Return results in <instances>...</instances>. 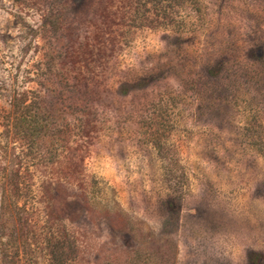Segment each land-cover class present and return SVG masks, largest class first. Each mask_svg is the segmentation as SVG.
<instances>
[{
    "label": "rangeland",
    "instance_id": "rangeland-1",
    "mask_svg": "<svg viewBox=\"0 0 264 264\" xmlns=\"http://www.w3.org/2000/svg\"><path fill=\"white\" fill-rule=\"evenodd\" d=\"M75 148L175 264H264V0H0V264H55L51 200L70 264L126 244L43 172Z\"/></svg>",
    "mask_w": 264,
    "mask_h": 264
},
{
    "label": "trees",
    "instance_id": "trees-1",
    "mask_svg": "<svg viewBox=\"0 0 264 264\" xmlns=\"http://www.w3.org/2000/svg\"><path fill=\"white\" fill-rule=\"evenodd\" d=\"M105 17L106 20L110 19L108 13ZM57 18L56 15L49 17L50 21L51 19L56 20ZM86 107L87 105L85 104L75 106L80 112L85 111ZM23 127V123L20 121L15 122L13 125L14 131L18 134H20ZM31 132L34 133V131ZM66 133V131L60 129L57 139L62 141ZM72 150L74 152L70 166L61 169L47 168V171L43 172L51 176L57 183L64 182L69 184L70 187H75L82 191L81 199L84 201L86 207L84 211L87 213L91 222L96 223L104 220L113 232L126 235V244L123 246L116 245L115 250L113 249L106 257L101 254V259H99L97 264H175V246L172 245L171 248V242L168 239L162 244L155 242V239L150 244H147L145 241L140 242L138 240L139 235L134 231L135 228H133L129 216L119 208L117 203L114 202V204H111V202H106L107 204H105L104 210H102V203L104 201H98L93 196L92 190L94 184L89 181L88 175L85 173L83 151L79 148ZM44 194L49 196L47 198L50 199L51 197L52 199V193L49 188L44 191ZM58 203L51 200L47 205L50 215L49 226L47 227L48 232L45 235L46 244L50 249V256L53 263L70 264L69 261L74 262L77 257V244L64 225H56L59 220L65 219L57 216L60 213ZM106 249L108 247L105 248V253Z\"/></svg>",
    "mask_w": 264,
    "mask_h": 264
}]
</instances>
